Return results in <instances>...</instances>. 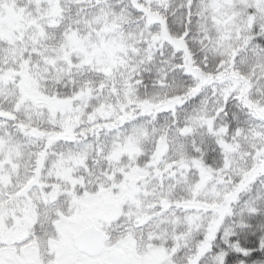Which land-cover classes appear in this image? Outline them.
Here are the masks:
<instances>
[{
  "label": "snow or ice",
  "instance_id": "obj_1",
  "mask_svg": "<svg viewBox=\"0 0 264 264\" xmlns=\"http://www.w3.org/2000/svg\"><path fill=\"white\" fill-rule=\"evenodd\" d=\"M0 264H264V0H0Z\"/></svg>",
  "mask_w": 264,
  "mask_h": 264
}]
</instances>
